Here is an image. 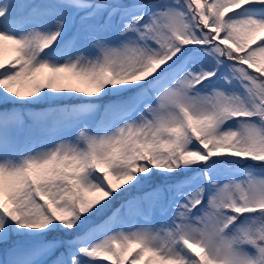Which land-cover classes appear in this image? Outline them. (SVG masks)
<instances>
[{
	"label": "snow or ice",
	"instance_id": "6c2138e0",
	"mask_svg": "<svg viewBox=\"0 0 264 264\" xmlns=\"http://www.w3.org/2000/svg\"><path fill=\"white\" fill-rule=\"evenodd\" d=\"M0 107V264H264V0H0Z\"/></svg>",
	"mask_w": 264,
	"mask_h": 264
},
{
	"label": "rangeland",
	"instance_id": "374dc122",
	"mask_svg": "<svg viewBox=\"0 0 264 264\" xmlns=\"http://www.w3.org/2000/svg\"><path fill=\"white\" fill-rule=\"evenodd\" d=\"M24 2L34 3L35 0H24ZM51 2H53V0H39L37 2V4H44V3H51ZM90 52H91V50H89V53H86V54H90ZM9 57L11 58V54L6 51L5 52V59L6 60L9 59ZM219 179H220L221 184H223L225 182H228L229 179H231V177L228 174H224V175L220 176ZM156 220H159V217L158 216L156 217ZM141 223H143V221H141ZM97 264H108V263L105 262V261H98Z\"/></svg>",
	"mask_w": 264,
	"mask_h": 264
},
{
	"label": "trees",
	"instance_id": "16d2710c",
	"mask_svg": "<svg viewBox=\"0 0 264 264\" xmlns=\"http://www.w3.org/2000/svg\"><path fill=\"white\" fill-rule=\"evenodd\" d=\"M250 71H252V70L250 69ZM254 74H255V73H254ZM6 107L9 108V109H11V108H13L14 106L11 105V104H9V105H7ZM0 110H3L2 107H0ZM36 110H39V107H37ZM250 163L253 164V165H255V166H258V164H259V162H250Z\"/></svg>",
	"mask_w": 264,
	"mask_h": 264
}]
</instances>
